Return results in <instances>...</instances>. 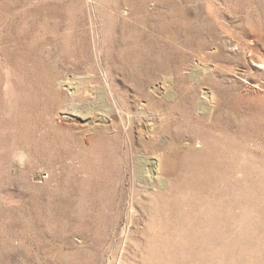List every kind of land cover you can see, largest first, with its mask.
I'll return each mask as SVG.
<instances>
[{"label":"rangeland","instance_id":"1","mask_svg":"<svg viewBox=\"0 0 264 264\" xmlns=\"http://www.w3.org/2000/svg\"><path fill=\"white\" fill-rule=\"evenodd\" d=\"M164 1L0 0V264H264V0Z\"/></svg>","mask_w":264,"mask_h":264},{"label":"bare ground","instance_id":"2","mask_svg":"<svg viewBox=\"0 0 264 264\" xmlns=\"http://www.w3.org/2000/svg\"><path fill=\"white\" fill-rule=\"evenodd\" d=\"M154 1H155V0H154ZM163 1H164V0H163ZM186 1L189 2V3H191L193 0H186ZM85 2H86V1H85ZM164 2H165V1H164ZM164 2H163V3H164ZM174 2H175V0H174ZM183 2H184V1H183ZM196 2H197V1L195 0V3H196ZM205 2H206V1H205ZM170 3H171V2H170ZM189 3H188V4H189ZM122 4H123V3H122ZM155 4H156V3H155ZM155 4H154V5H155ZM157 4H158V3H157ZM172 4H173V3H172ZM172 4H170V5H172ZM199 4H201V3H199ZM133 5H134V4H133ZM179 5H180V4H179ZM158 6H159V5H158ZM163 6H164V5H163ZM195 6H196V5H195ZM197 6H199V5H197ZM129 7H130V6H129ZM134 7H135V6H134ZM169 7H170V6H169ZM172 7H173V6H172ZM172 7H171V8H172ZM179 7H180V6H179ZM183 7H184V6H183ZM207 7H209L208 4H207ZM158 8H159V7H158ZM188 8H189V7H188ZM188 8H187V9H188ZM154 9H155V7H154ZM160 9H162V8H160ZM160 9H159V11H160ZM169 9H170V8H169ZM195 9H196V8H195ZM195 9H194V10H195ZM198 9H199V7H198ZM204 9H205V8H204ZM131 10H132V9H131ZM184 10H185V8H183V9L181 10V12L184 13V14H186V12H188V11H186V10L184 11ZM190 10H191V9H190ZM161 11H163V10H161ZM202 11H203V10H202ZM164 12H165V11H164ZM191 12H192V11H191ZM204 12H205V11H204ZM204 12H203V13H204ZM162 13H163V12H162ZM175 13H176V12H175ZM201 13H202V12H201ZM189 14H191V13H189ZM192 15H193V13H192ZM206 15H208V13H207ZM136 16H137V15H136ZM190 16H191V15H190ZM208 16H209V15H208ZM176 17H177V16H176ZM148 19H149V18H148ZM178 21H179V20H178ZM163 23H164V22H163ZM162 25H163V24H162ZM164 26H165V25H164ZM117 33H118V32H117ZM118 35H119V34H118ZM138 35H139V34H138ZM119 36H120V35H119ZM136 36H137V35H136ZM225 37H226V36H225ZM231 40H232V39H231ZM231 42H232V41H231ZM123 43H124V42H123ZM224 43H225V42H224ZM226 44H228V43H226ZM133 45H134V44H133ZM135 45H136V43H135ZM137 45H138V44H137ZM140 45H141V44H140ZM122 46H123V45H122ZM143 46H144V45H143ZM145 46H146V44H145ZM145 46H144V49H145ZM228 46H229V45H228ZM228 46H227V47H228ZM230 46H231V45H230ZM95 47H96V46H95ZM118 48H119V46H118ZM137 49H138V48H137ZM144 49H143V50H144ZM119 50H120V49H119ZM138 50H139V49H138ZM138 50H137V51H138ZM146 50H147V48H146ZM140 51H141V50H139L138 52H140ZM111 52H112V51H111ZM119 52H120V51H119ZM142 53H143V52H142ZM119 54H120V53H119ZM139 54H140V53H139ZM137 55H138V54H137ZM117 57H118V56H117ZM121 57H122V56H121ZM133 57H134V55H133ZM133 57H132V58H133ZM124 58H125V57H124ZM118 59H119V58H118ZM135 59H136V58H135ZM135 59H134V60H135ZM124 60H125V59H124ZM251 60L253 61V59H251ZM118 61H119V60H118ZM173 61H174V60H173ZM176 64H177V63H176ZM97 65H98V64H97ZM121 65H122V64H121ZM136 65H137V64H136ZM47 66H48V65H47ZM68 66H70V65H68ZM122 66H123V65H122ZM124 66H125V65H124ZM173 67H174V66H173ZM179 67H180V66H179ZM118 68H119V67H118ZM175 68H176V67H175ZM57 69H58V68H57ZM121 69H122V68H121ZM111 70H112V69H111ZM151 71H152V70H151ZM175 71H177V70H175ZM100 72H101V71H100ZM129 72H130V71H129ZM131 72H132V71H131ZM183 72H184V71H183ZM192 72H193V71H192ZM44 73H45V72H44ZM43 75H44V74H43ZM49 75H50V74H49ZM183 75H184V74H183ZM55 76H56V75H55ZM57 76H58V75H57ZM59 76H60V75H59ZM176 76H177V75H176ZM63 77H64V76H63ZM185 77H186V76H185ZM50 78H51V77H50ZM190 78H191V76H190ZM192 78H193V77H192ZM58 79H59V78H58ZM72 79H73V78H72ZM187 79H188V77H187ZM53 80H54V79H52V81H53ZM185 80H186V79H185ZM50 81H51V79H50ZM54 81H55V80H54ZM71 81H72V80H71ZM197 81H198V80H197ZM55 82L59 85V84H61L62 81H61V82H60V81H55ZM181 82H183V81H181ZM189 82H190V79H189ZM195 82H196V80H195ZM49 83H52V82H49ZM71 83H72V82H71ZM73 83H74V82H73ZM76 83H77V82H76ZM84 83H86V82H84ZM196 83H198V82H196ZM53 84H54V83H53ZM57 84H56V85H57ZM188 84H190V83H188ZM69 85H71V84H69ZM73 85H74V84H73ZM107 85H108V84H107ZM107 85H106V86H107ZM190 85H191V84H190ZM193 85H194V84H193ZM64 86H65V85H64ZM191 86H192V85H191ZM194 86H195V85H194ZM197 86H198V85H197ZM12 87H13V86H12ZM58 87H59V86H58ZM65 87H66V86H65ZM77 87H78V86H77ZM103 87H104V86H103ZM184 87H185V86H184ZM198 87H199V86H198ZM51 88H53V87H51ZM54 88H55V87H54ZM79 88H80V87H79ZM79 88H78V89H79ZM107 88H109V87H107ZM186 88H187V87H186ZM188 88H189V87H188ZM188 88H187V89H188ZM55 89H57V88H55ZM58 89H59V88H58ZM61 89H62V88H61ZM49 90H51V89H49ZM59 90H60V89H59ZM59 90H58V91H59ZM73 90H74V88H73ZM95 90H96V89H95ZM108 90H110V89H108ZM153 90H154V89H153ZM153 90H152V91H153ZM183 90H185V89H183ZM190 90H192V89H190ZM194 90H196V89L194 88ZM198 90H199V89H198ZM212 90H213V89H212ZM55 91H57V90H55ZM58 91H57V92H58ZM63 91H64V90H63ZM76 91H77V90H76ZM104 91L106 92V89H105ZM111 91H112V90H111ZM155 91H157V90H155ZM155 91H153V92H155ZM180 91H181V90H180ZM186 91H187V90H186ZM188 91H189V90H188ZM215 91H216V90H215ZM50 92H51V91H50ZM57 92H56V93H57ZM59 92H60V91H59ZM69 92H70V91H69ZM150 92H151V91H150ZM168 92H170V91H168ZM191 92H192V91H191ZM194 92H195V91H194ZM194 92H192V93H194ZM199 92H200V91H199ZM53 93H54V92H53ZM53 93L51 94L52 96H53ZM65 93H66V92H65ZM93 93H94V92H93ZM178 93H180V92H178ZM189 93H190V92H189ZM200 93H201V92H200ZM214 93H215V92H214ZM54 94H55V93H54ZM62 94H63V92H62ZM78 94H79V93H78ZM104 94H105V93H104ZM181 94H183V93H181ZM184 94H185V93H184ZM184 94H183V95H184ZM48 95H49V93H48ZM48 95H47V96H48ZM56 95L58 96V94H56ZM59 95H60V94H59ZM108 95H109V94H108ZM195 95H196V94H195ZM54 96H55V95H54ZM54 96H53V98H54ZM57 96H55L56 99H57ZM74 96H75V95H74ZM104 96H105V95H104ZM118 96H119V95H118ZM186 96H187V95H186ZM186 96H185V97H186ZM188 96H189V95H188ZM192 96H193V95H192ZM205 96H206V95H205ZM49 97H50V96H49ZM107 97H108V96H107ZM195 97H196V96H195ZM212 97H213V96H212ZM53 98H52V101H53V100H56V99H53ZM70 98H71V97H70ZM76 98H77V97H76ZM97 98H98V97H97ZM196 98H198V97H196ZM215 98H216V97H215ZM46 99H47V98H46ZM58 99H59V97H58ZM58 99H57V101H60V100H58ZM60 99H61V98H60ZM67 99H69V98H67ZM73 99H75V98L73 97ZM88 99H89V98H88ZM109 99H110V97H109ZM177 99H178V98H177ZM184 99H185V98H184ZM199 99H200V98H199ZM83 100H84V99H83ZM85 100H86V98H85ZM172 100H173V99H172ZM186 100H187V99H185V102H186ZM188 100H189V99H188ZM190 100H191V99H190ZM61 101H62V99H61ZM69 101H70V100H69ZM77 101H78V100H77ZM94 101H95V100H94ZM174 101H175V99H174ZM180 101H181V100H179V102H180ZM193 101H194V99H193ZM203 101H204V100H203ZM205 101H206V100H205ZM48 102L50 103V100H49ZM96 102H97V101H96ZM182 102H183V101H182ZM182 102H181V104H182ZM53 103H54V101H53ZM53 103H51V104L53 105ZM58 103H59V102H58ZM58 103H57V104H58ZM63 103H64V102H63ZM63 103H62V104H63ZM82 103H83V102H82ZM91 103H92V102H91ZM186 103H187V102H186ZM186 103H185V104H186ZM200 103H201V102H200ZM55 104H56V103H55ZM66 105H67V104H66ZM168 105H169V104H168ZM170 105H171V104H170ZM172 105H173V102H172ZM175 105H176V104H175ZM189 105H190V104H189ZM207 105H208V104H207ZM63 106H64V105H63ZM71 106H72V105H71ZM173 106H174V105H173ZM187 106H188V105H187ZM192 106H193V104H192ZM199 106H200V104H199ZM168 107H169V106H168ZM177 107H178V106H177ZM188 107H189V106H188ZM209 107H211V106H209ZM49 108H50V107H49ZM64 108H65V106H64ZM73 108H74V107H73ZM95 108H96V107H95ZM104 108H105V107H104ZM106 108H107V107H106ZM108 108H109V107H108ZM159 108H160V107H159ZM169 108H170V107H169ZM196 108H197V107H196ZM200 108H201V106H200ZM92 109H93V108H92ZM92 109H91V110H92ZM98 109H99V108H98ZM160 109H161V108H160ZM176 109H177V108H176ZM187 109H188V108H187ZM192 109H193V108H192ZM50 110H51V109H50ZM65 110H66V109H65ZM72 110H73V109H72ZM93 110H94V109H93ZM177 110L179 111V108H178ZM182 110H183V109H182ZM194 110H195V109H194ZM207 110H208V109H207ZM100 111H101V110H100ZM106 111H107V110H106ZM199 111H200V110H199ZM205 111H206V110H204V112H205ZM108 112H109V111H108ZM185 112H186V115H187L188 111H185ZM94 113H95V112H94ZM170 113H171V112H170ZM182 113H183V112H182ZM197 113H198V112H197ZM200 113H201V112H200ZM70 114H71V113H70ZM75 114H76V113H75ZM183 114H184V113H183ZM65 115H66V114H65ZM78 115H79V114H78ZM180 115H181V114H180ZM183 117H184V116H183ZM53 118H54V117H53ZM62 118H63V116H62ZM84 118H85V117H84ZM54 119H55V118H54ZM58 119H59V118H58ZM89 119H90V118H89ZM62 120H63V119H61V121H62ZM58 121H59V120H58ZM70 121H71V120H70ZM62 122H63V121H62ZM62 122H60V124H62ZM65 122H67V121H65ZM95 122H96V121H95ZM170 122H171V121H170ZM174 122H175V121H174ZM75 123H76V122H75ZM6 124H7V123H6ZM58 124H59V123H58ZM60 124H59V126H60ZM68 124H71V123H68ZM177 124H178V122H177ZM177 124H176V125H177ZM21 125H22V124H21ZM62 125H63V124H62ZM62 125H61V126H62ZM174 125H175V123H174ZM179 125L181 126V123H179ZM57 126H58V125H57ZM171 126H172V125H171ZM177 126H178V125H177ZM63 127H64V126H63ZM174 127L176 128V126H174ZM172 128H173V127H172ZM175 128H174V130H175ZM178 128H180V127H178ZM182 128H183V126H182ZM9 129H10V128H9ZM176 129H177V128H176ZM182 132H183V131H182ZM178 133H179V131H178ZM178 133H177V134H178ZM150 134H151V133H150ZM181 134H182V133H181ZM163 135H164V134H163ZM163 135H162V136H163ZM164 136H165V135H164ZM203 137H204V136H203ZM148 138H149V137H148ZM169 138H170V137H169ZM201 138H202V136H201ZM202 140H205V139H202ZM218 147L220 148V146H218ZM178 148H179V147H178ZM173 150H174V149H173ZM176 150H177V149H176ZM218 150H219V149H218ZM22 152H23V151H22ZM24 152H25V151H24ZM174 152H175V151H174ZM171 153H173V152H171ZM171 153H170V154H171ZM177 153H178V152H177ZM23 154H24V153H23ZM165 154H166V153H165ZM165 154H164V156H165ZM167 155H168V154H167ZM176 155H177V154H176ZM179 155H180V154H179ZM179 155H178V156H179ZM16 156H17V155H16ZM23 156H24V155H23ZM23 156H22V155H19V156H18V160L21 161L22 158H23ZM171 156H172V154L170 155V158H171ZM25 157H26V156H25ZM166 157H167V156H166ZM166 157H164V158H166ZM175 157H176V156H175ZM180 157H181V155H180ZM166 159H167V158H166ZM182 159H183V158H182ZM29 160H30V159H29ZM143 160H144V159H143ZM20 161H18V162H20ZM23 161H24V159H23ZM135 161H137V159H136ZM161 161H162V160H161ZM16 162H17V161H16ZM21 162H22V161H21ZM137 162H138V161H137ZM165 162L167 163V161H165ZM169 163H170V162H169ZM19 164H20V163H19ZM165 165H166V164H165ZM244 165H245V163H244ZM138 166H139V172L141 173L142 177L145 178L146 180L151 179L150 176L147 175V174L149 173V171H150L149 168H150L151 166L148 165V164H146V163H143V162H140V163L138 164ZM168 166H169V165H168ZM173 166H174V165H173ZM248 166H249V165H248ZM153 167H154V166H153ZM170 167H171V166H170ZM175 167H176V166H175ZM135 168H136V167H135ZM161 168H162V167H161ZM246 168H248V167H246ZM165 169H166V168H165ZM243 169H244V168H243ZM250 169H251V168H250ZM162 170H164V169L162 168ZM167 170H168V169H166V171H167ZM248 170H249V169H248ZM135 171H136V170H135ZM164 171H165V170H164ZM164 171H163V174H164ZM169 171H170V170H169ZM171 171H172V170H171ZM240 171H241V170H240ZM242 171H243V170H242ZM246 172H247V171H246ZM165 173H166V172H165ZM167 173H168V172H167ZM167 173H166V175H168ZM172 173H173V172H172ZM249 173H250V172H249ZM169 174H170V173H169ZM171 175H172V174H171ZM246 175H247V174L245 173V176H246ZM245 176H244V177H245ZM247 176H248V175H247ZM140 177H141V176H140ZM160 179H161V178H160ZM144 183H145V184H142V183H141L143 186L140 187V188H142V189H147L149 186L153 185V184L148 183V182H144ZM156 185H157V184H156ZM135 186H136V185H135ZM137 186H138V185H137ZM137 186H136V187H137ZM153 186H154V185H153ZM138 188H139V187H138ZM138 188H137V189H138ZM140 188H139V189H140ZM159 189H160V188H159ZM141 191H142V190H141ZM152 191H153V190H152ZM149 192H151V191H149ZM146 193H147V192H146ZM153 193H154V192H153Z\"/></svg>","mask_w":264,"mask_h":264}]
</instances>
